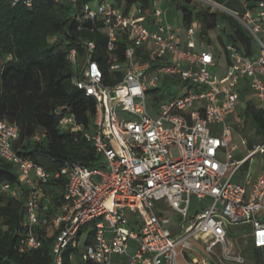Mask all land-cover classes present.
Returning <instances> with one entry per match:
<instances>
[{"label": "built area", "instance_id": "built-area-1", "mask_svg": "<svg viewBox=\"0 0 264 264\" xmlns=\"http://www.w3.org/2000/svg\"><path fill=\"white\" fill-rule=\"evenodd\" d=\"M18 1L31 6L35 0L12 4ZM65 1L78 30L106 37L107 71L115 82L104 83V69L93 56L96 42L78 37L83 55L76 47L67 53L75 68L72 84L95 101V113L91 131L72 114L61 116L59 125L92 143L101 159L96 167L65 161L47 171L13 150L17 127L0 120V158L15 165L19 182L0 188L13 197L25 191L21 250L40 247L45 227L56 232L53 264H63L64 250L80 248L88 224L78 259L92 264H180L182 256L185 264H206L201 253L242 264L237 242L228 236L237 224L250 226L251 244L264 249V169L255 179L247 172L235 180L264 152V143L242 159L233 158L230 146V117L242 95L264 107V2L255 14H239L198 0L231 16L251 38V54L240 44L220 42V63V54L198 47L195 21L183 33L164 22L162 0ZM214 68L223 75L213 74ZM52 178L62 181V192L59 210L50 216L41 206L40 186ZM192 198L207 203L190 213Z\"/></svg>", "mask_w": 264, "mask_h": 264}, {"label": "trees", "instance_id": "trees-1", "mask_svg": "<svg viewBox=\"0 0 264 264\" xmlns=\"http://www.w3.org/2000/svg\"><path fill=\"white\" fill-rule=\"evenodd\" d=\"M191 1L172 0L179 4L183 28L197 20L205 37L208 31L217 28L218 19L226 20L228 27L221 28L219 41L223 43L224 36L227 42L240 44L244 53H253L251 38L237 21L208 8L198 11L191 6ZM243 2L253 9L264 0ZM78 37L96 42L93 56L104 69V83L113 84L115 81L106 65V37L101 32L78 30L71 19V6L65 0H35L31 6L22 1L13 5L12 0H0V120L17 127L13 150L50 172L58 170L65 161H77L92 168L101 160L81 132L72 133L59 125L61 116L72 114L85 130L91 131L95 113V101L72 84L75 68L67 60V53L76 47L78 56L83 55ZM119 45L122 50L125 43ZM116 75L119 79V73ZM243 103L236 113L240 120L249 122L253 131L252 137L246 140L251 149L264 143V107L251 100ZM36 134L39 139L34 138ZM18 183L15 165L0 158V187ZM40 190L41 206H47V215H54L61 205L62 181L52 178ZM24 205V190L13 197L0 188V264H53L52 244L56 232L51 229H41L40 234L45 237L40 247L21 250L25 237ZM246 248L255 264L264 263L258 255L259 249L251 242ZM78 256L79 249L68 246L63 253V264H92L80 261Z\"/></svg>", "mask_w": 264, "mask_h": 264}, {"label": "rangeland", "instance_id": "rangeland-1", "mask_svg": "<svg viewBox=\"0 0 264 264\" xmlns=\"http://www.w3.org/2000/svg\"><path fill=\"white\" fill-rule=\"evenodd\" d=\"M99 0L94 1V3L96 4ZM211 2L216 3L217 5L223 6L225 7L227 10L230 11H235L239 14H243L246 11H250L251 14H255L254 9H249L246 7V4L243 2V0H210ZM191 6L193 8H195L196 10H203V9H209L210 11L213 10V12H220L217 9H214L212 7H210L208 4L204 3V2H199L198 0H192L191 1ZM179 4H172L171 2H168L166 0H162L160 2V8L163 10V16H164V22L175 27V28H179L181 30V32L183 33L184 28L182 27L181 24V11L178 9ZM195 23L197 25H200V23L195 20ZM223 27H228V22L226 20L223 19H218V27L215 30H211L208 31L207 34H205V37L202 41V45L199 42L200 41V35H201V25L200 27H198V37H197V43H198V47L201 48H206L208 50H210L213 53H217V54H222V45L218 39V36L221 33V28ZM224 41L225 37L223 36ZM208 41H210V44L208 45ZM222 55L220 57V63L223 62L222 59ZM1 63V61H0ZM213 74H217V75H223L224 70L221 68H214L212 70ZM165 92L167 93L168 90H165ZM150 97L152 99H150ZM152 96L148 97L149 102L151 101V104H153V108L154 107V101H153ZM250 98V96L245 95L244 99L242 100V102L240 103V108L244 105L243 101H247ZM162 102V100L160 98H158V101H156V104H160ZM239 108V110H240ZM238 110V111H239ZM237 111V112H238ZM232 121L234 123L235 126V132L233 133V140L230 143V146H235V151L232 153L233 158L235 159H242L243 157H245L248 153L249 150V146L247 144H243V138H245L247 140V138L252 137L253 135V131L250 129L249 126V122L248 121H243L240 120L237 116V113H235L232 116ZM63 130H68L67 127H61ZM221 159H223V156L220 157ZM264 168V153L259 154L254 156L252 159H250L245 166H243V169H248L249 168ZM207 203V200H198L196 198H192L191 202H190V213H193V211L200 206H203L204 204ZM92 226L90 224L86 225V227L81 231L80 235H79V243H80V248L79 251H81L83 249V242H84V238L85 236L91 231ZM243 232H251V227L248 225H232L229 227L228 229V236L231 239L236 240L237 242H239V246L238 248H240L244 258L247 257L246 252L247 249L245 241L246 238H241V234ZM246 256V257H245ZM249 256V259H251V256ZM247 260V258H246ZM225 264V263H224ZM245 264H247V261L245 262Z\"/></svg>", "mask_w": 264, "mask_h": 264}, {"label": "crops", "instance_id": "crops-1", "mask_svg": "<svg viewBox=\"0 0 264 264\" xmlns=\"http://www.w3.org/2000/svg\"><path fill=\"white\" fill-rule=\"evenodd\" d=\"M264 153V152H263ZM246 165V164H245ZM244 165V166H245ZM262 169H264V168H249V170L248 169H243V167L240 169V171H239V173L237 174V176H236V178H235V180L236 181H242V178H243V176L247 173V172H249L250 174H251V177H252V179H255L256 177H257V175H258V173L260 172V170H262ZM250 233L251 232H243L242 234H241V238H246V241H245V244L247 245L248 244V242H250V240H249V235H250ZM241 240V239H240ZM240 240H239V242H240ZM236 241V240H235ZM237 242V241H236ZM239 242H237V247H236V251L244 258V256H243V254H242V252H241V250H240V248H238V246H239ZM246 248V247H245ZM247 249V248H246ZM259 256H261V258L263 259V261H264V249H259ZM188 255L189 256H192V254L191 253H188ZM246 255H247V260H246V258H244V263H242V264H245V262L247 261V264H255L254 263V258L252 257V255H250L249 253H248V251L246 252ZM248 255H250L251 256V259H249V256ZM200 257H203V258H205L206 259V264H235V263H227V262H224V263H220L216 258H214V257H212V256H210V255H207V254H203V253H201V256ZM180 264H185V258L182 256L181 258H180ZM264 264V263H263Z\"/></svg>", "mask_w": 264, "mask_h": 264}]
</instances>
